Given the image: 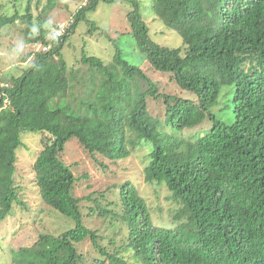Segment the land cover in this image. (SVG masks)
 Listing matches in <instances>:
<instances>
[{
	"label": "trees",
	"instance_id": "1",
	"mask_svg": "<svg viewBox=\"0 0 264 264\" xmlns=\"http://www.w3.org/2000/svg\"><path fill=\"white\" fill-rule=\"evenodd\" d=\"M116 1L129 6L123 32L132 39L129 58L121 38L112 37L111 60L83 52L58 68L65 86L48 90L50 60L61 55L78 21L96 30L87 13ZM54 4L48 0L37 17L29 7L26 14L0 13L3 27L23 23L25 45H40L21 57L28 64L19 75L0 80V222L14 202L23 205L16 148L21 132L32 131L43 135L31 165L41 200L73 224L59 234L41 233L33 257L17 255L13 263L246 264L257 249L264 256V0H149V11L181 38L179 46L151 36L139 0H85L59 37L58 24L41 16ZM154 73L169 75L175 93L160 92ZM150 99H161L156 105L163 111L153 114ZM191 121L210 127L185 137ZM72 137L105 169L132 155L130 145L148 146L144 179L166 186L176 224H157L127 180L77 196L81 176L62 157ZM93 214L112 230L105 244L106 236L85 222ZM86 240L95 253L77 249Z\"/></svg>",
	"mask_w": 264,
	"mask_h": 264
},
{
	"label": "rangeland",
	"instance_id": "2",
	"mask_svg": "<svg viewBox=\"0 0 264 264\" xmlns=\"http://www.w3.org/2000/svg\"><path fill=\"white\" fill-rule=\"evenodd\" d=\"M140 11L143 19L147 22L149 33L157 42L168 44L170 46L181 45V38H178L164 28L159 18L150 12L148 6L149 0H139ZM55 4L50 7L46 13H42L47 24L62 25L68 21L73 14L85 3V0H54ZM48 0H0V13L14 12L26 14L29 7L33 16L37 17L41 9L46 6ZM129 6L126 2L116 1L113 3L99 2L95 10L87 13V19L96 26V30L91 31V24L85 20L78 21L74 31L70 33L67 41L62 47L61 55L51 58L52 64L51 77L45 82V87L52 91L57 86H65L66 76L60 75L58 68L60 66L70 67L77 59H80L82 53L86 55H95L104 61L112 59L113 48L110 38L120 37L119 45L125 48L126 56L129 58L128 51L132 47V39H128L127 32L129 24L126 21V12ZM152 11V10H151ZM23 27V23L18 19L15 24L3 27L0 24V80L8 76V74L19 75L27 64L21 62V57L32 47L40 49L38 46H27L23 41V37L19 31ZM20 28V29H19ZM36 30V28H35ZM107 34V35H106ZM142 67L146 70L147 65L143 62ZM62 76V80L60 79ZM66 77V78H65ZM154 78L164 86L160 88V92L175 93V85L169 80V75L154 73ZM161 104L162 100H156ZM154 100H149V108L153 114H159L163 111L162 106L158 107ZM222 114V113H221ZM219 116H221L218 113ZM210 124L207 122L188 123L187 128L182 133L185 137H190L192 133H204ZM42 133L25 131L21 132V145L16 148V171L15 183L20 187L17 191L20 201L13 203L10 214H8L0 222V264H15L13 258L17 255H25L30 257L34 255L36 249V241L41 233L59 234L73 221L68 220L64 215L56 212L45 203L42 202L39 195V188L34 181L32 172V163L38 153L44 148L42 142ZM132 148V149H131ZM132 155L126 159L119 160L117 165L109 163V168L105 169L95 163L87 151L79 144L75 137L67 141L62 153L63 160L66 164L71 165V169L75 176H81L80 181L75 183L74 191L77 196L86 195L89 192L104 191L112 184H121L127 180L131 182L138 192L145 198L153 219L159 225L174 226L176 220L174 218L175 202L170 200L169 192L164 184L157 185L155 183L146 182L144 179V167L149 157L150 148L145 145H130ZM103 162L107 159L99 157ZM87 174V177H83ZM107 198H112V194L106 191ZM104 202V201H103ZM83 205L92 204L87 201L82 202ZM86 207V206H85ZM84 207L83 212L86 214L88 209ZM85 222L92 228H98L104 238L101 243L105 244L111 236L112 230L109 228L105 220H101L95 214L85 217ZM80 252L95 253L89 240L81 244H77ZM30 257V258H32Z\"/></svg>",
	"mask_w": 264,
	"mask_h": 264
},
{
	"label": "clouds",
	"instance_id": "3",
	"mask_svg": "<svg viewBox=\"0 0 264 264\" xmlns=\"http://www.w3.org/2000/svg\"><path fill=\"white\" fill-rule=\"evenodd\" d=\"M72 23H73V19H71V18L68 21H66L63 24L64 27H65V30H66V27H70ZM59 25H62V24L61 23H58L57 27ZM57 27H54V28L56 29ZM57 37H59V36H57ZM46 46H48V48L46 49V50H48L49 49V45H46ZM42 47L43 46H41V48ZM43 51H45V50H43ZM196 133H199V132H196ZM255 252H259V255L257 257H255V258H253V259H249L246 264H264V256L261 254V252L259 251V249H257V251H255Z\"/></svg>",
	"mask_w": 264,
	"mask_h": 264
},
{
	"label": "built area",
	"instance_id": "4",
	"mask_svg": "<svg viewBox=\"0 0 264 264\" xmlns=\"http://www.w3.org/2000/svg\"><path fill=\"white\" fill-rule=\"evenodd\" d=\"M65 31V27L64 25H59L57 28H56V36H61ZM48 48V46L44 45L42 47L43 50H46Z\"/></svg>",
	"mask_w": 264,
	"mask_h": 264
}]
</instances>
